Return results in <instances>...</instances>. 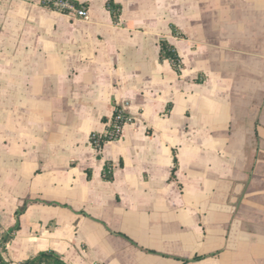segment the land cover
<instances>
[{
    "label": "crops",
    "instance_id": "obj_1",
    "mask_svg": "<svg viewBox=\"0 0 264 264\" xmlns=\"http://www.w3.org/2000/svg\"><path fill=\"white\" fill-rule=\"evenodd\" d=\"M51 1L0 0L3 258L264 264V0Z\"/></svg>",
    "mask_w": 264,
    "mask_h": 264
},
{
    "label": "trees",
    "instance_id": "obj_2",
    "mask_svg": "<svg viewBox=\"0 0 264 264\" xmlns=\"http://www.w3.org/2000/svg\"><path fill=\"white\" fill-rule=\"evenodd\" d=\"M70 2L74 6H79V4L74 0H70ZM106 6L110 10L112 18L115 19L118 15L119 6L115 4L112 0H107ZM159 45H160V59H165V58L169 59L172 65H174V67L177 68V66L179 65V57L176 51L174 50L173 46L170 45L164 39L159 40ZM175 166H176V157L174 154L173 167L171 169L172 175L175 170ZM108 172H109L108 168H105L104 177L107 176L109 177ZM24 207H25V203L15 211V218H16L15 224L12 227H10L6 233L0 236V264H68L60 257L58 253L49 249L39 250L34 255L17 262L5 260L3 258L1 251L4 249V243L12 237L13 232L17 229L18 215L23 211Z\"/></svg>",
    "mask_w": 264,
    "mask_h": 264
},
{
    "label": "built area",
    "instance_id": "obj_3",
    "mask_svg": "<svg viewBox=\"0 0 264 264\" xmlns=\"http://www.w3.org/2000/svg\"><path fill=\"white\" fill-rule=\"evenodd\" d=\"M51 7L73 16L84 19L88 18V13L84 6H74L70 0H52ZM126 108V101L120 102L113 108L112 115L106 122L104 130L102 132H92L90 134V142L92 146L99 148L103 141L116 139L121 135L124 125L128 122Z\"/></svg>",
    "mask_w": 264,
    "mask_h": 264
}]
</instances>
